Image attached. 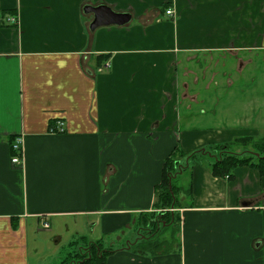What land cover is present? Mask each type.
I'll return each mask as SVG.
<instances>
[{
	"label": "crops",
	"instance_id": "crops-1",
	"mask_svg": "<svg viewBox=\"0 0 264 264\" xmlns=\"http://www.w3.org/2000/svg\"><path fill=\"white\" fill-rule=\"evenodd\" d=\"M101 4L129 22L91 30L83 7ZM254 50L264 0H0V264H32L64 234L113 235L104 264H264V175L249 166L231 179L189 166L169 252L129 246L152 221L173 150L254 135L198 108L219 99L205 61Z\"/></svg>",
	"mask_w": 264,
	"mask_h": 264
},
{
	"label": "rangeland",
	"instance_id": "rangeland-1",
	"mask_svg": "<svg viewBox=\"0 0 264 264\" xmlns=\"http://www.w3.org/2000/svg\"><path fill=\"white\" fill-rule=\"evenodd\" d=\"M205 64H207L205 72L206 79L213 73H215V75L217 74V80L220 86L215 92V97H219V99L216 103L205 104L202 105V107L199 106V110L210 112L209 114L212 115L210 118L216 116L215 124L217 123L219 126L231 122L237 125V131L244 129L253 130L254 135L251 136V142L248 140L244 141L242 142L243 144L240 143L230 150L240 152L241 150L248 149L252 154L254 152L256 153L253 142L260 141L259 139L264 137V50H254L251 55L221 54L218 57L215 56V58L207 59ZM205 117L208 118L209 115ZM210 124L211 121L205 123V125ZM240 136H244V134ZM187 173V170H183V172L173 179V184L177 185L182 180L186 181ZM163 213H168V217L169 215L171 217L173 213L176 212L173 207L158 208L154 209V212H152V214H156L159 219L164 217L159 216ZM168 217L166 215L165 219L167 220ZM147 224L148 226L144 232H142L143 237L150 238L155 234L152 239L154 238L158 242L165 241L168 243V241H171L173 228L169 226L162 232V228H157V225L155 226L154 223L150 222ZM126 234L128 236H134L131 231ZM112 236L113 235H109L108 237L110 241ZM109 240L103 239L102 242L96 241V243L101 247L104 245V247L111 246L112 248H117L119 243L116 242L111 244ZM46 241V243L40 244L39 254L31 259L33 263H76L82 256L95 250L94 246L89 245L91 242H86V240L84 241L79 238L76 241L65 234L62 242L53 243L49 241V239ZM100 243H103V245Z\"/></svg>",
	"mask_w": 264,
	"mask_h": 264
},
{
	"label": "trees",
	"instance_id": "trees-1",
	"mask_svg": "<svg viewBox=\"0 0 264 264\" xmlns=\"http://www.w3.org/2000/svg\"><path fill=\"white\" fill-rule=\"evenodd\" d=\"M251 139V135L236 137L229 142L209 144L189 153L173 150L163 161L162 179L156 186L157 198L155 209L167 207L177 208L180 206V201L177 197L178 188L173 184V179L193 164H204L210 169L213 175L227 179L232 178L234 169L239 166L255 168L260 174L264 175V137L260 138V141L253 142L256 153L254 152L252 154L248 149L241 150L240 152L230 150L240 143L243 144L242 142L244 141L248 140L251 142ZM189 192L190 190L188 189ZM166 215L168 217V213L160 214V217H164L159 219L156 214H151L152 221L150 222L154 223L155 226L157 225V228H162V232L169 226L173 228L174 224L176 225L178 223V214L173 213L171 217L169 215L167 220L165 219ZM152 237L146 238L141 235L137 238L136 242L129 243V246L134 251L139 250L153 254L169 252L172 239L167 243L165 241L158 242L154 238L152 239ZM89 245L94 246L95 250L82 256L76 263L72 262L71 264H104L106 257L112 252L108 248L97 245L96 242H91Z\"/></svg>",
	"mask_w": 264,
	"mask_h": 264
},
{
	"label": "water",
	"instance_id": "water-1",
	"mask_svg": "<svg viewBox=\"0 0 264 264\" xmlns=\"http://www.w3.org/2000/svg\"><path fill=\"white\" fill-rule=\"evenodd\" d=\"M83 11L84 13L92 14L93 16L90 23L91 30L100 26H121L128 23L130 20V15L128 13L115 12L109 6L102 4L97 6L86 5L83 7ZM243 205H247V203H243Z\"/></svg>",
	"mask_w": 264,
	"mask_h": 264
},
{
	"label": "built area",
	"instance_id": "built-area-1",
	"mask_svg": "<svg viewBox=\"0 0 264 264\" xmlns=\"http://www.w3.org/2000/svg\"><path fill=\"white\" fill-rule=\"evenodd\" d=\"M171 13H172V11L170 9L166 10V14L170 15ZM6 23H16V18L13 16H9L8 18H6ZM110 66H111L110 63L107 62L103 67H104V69L109 70ZM50 131L51 132H57V131L62 132L63 131L62 123L57 122V124L55 125V128H52ZM11 148H12V151L14 153L12 158H11V162L13 164L20 165L22 162V159H21V155H22L21 139L20 138L14 139L13 142L11 143ZM43 225L45 228L49 227V224L47 222H44Z\"/></svg>",
	"mask_w": 264,
	"mask_h": 264
}]
</instances>
